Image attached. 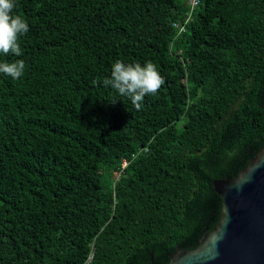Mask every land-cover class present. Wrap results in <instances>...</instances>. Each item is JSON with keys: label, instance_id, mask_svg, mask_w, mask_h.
Listing matches in <instances>:
<instances>
[{"label": "trees", "instance_id": "obj_1", "mask_svg": "<svg viewBox=\"0 0 264 264\" xmlns=\"http://www.w3.org/2000/svg\"><path fill=\"white\" fill-rule=\"evenodd\" d=\"M15 2L29 31L0 54L25 62L0 75V264L196 247L221 216L213 181L264 147V0H201L187 22L189 0ZM117 60L164 78L139 110L103 86Z\"/></svg>", "mask_w": 264, "mask_h": 264}, {"label": "water", "instance_id": "obj_2", "mask_svg": "<svg viewBox=\"0 0 264 264\" xmlns=\"http://www.w3.org/2000/svg\"><path fill=\"white\" fill-rule=\"evenodd\" d=\"M213 183L222 198L218 223L166 264H264V147L235 177Z\"/></svg>", "mask_w": 264, "mask_h": 264}, {"label": "clouds", "instance_id": "obj_3", "mask_svg": "<svg viewBox=\"0 0 264 264\" xmlns=\"http://www.w3.org/2000/svg\"><path fill=\"white\" fill-rule=\"evenodd\" d=\"M15 0H0V54L4 56L22 55L19 40L29 31V25L20 15L14 14ZM25 72V62L17 59L12 62L0 61V75L19 80ZM98 84L99 81H93ZM103 86L111 88L119 97L128 98L139 110L146 96H154L164 85V78L152 62L125 63L115 61L111 66L110 78H104ZM119 99H114L113 103Z\"/></svg>", "mask_w": 264, "mask_h": 264}, {"label": "built area", "instance_id": "obj_4", "mask_svg": "<svg viewBox=\"0 0 264 264\" xmlns=\"http://www.w3.org/2000/svg\"><path fill=\"white\" fill-rule=\"evenodd\" d=\"M190 5H191V9L190 12L188 14V17L186 19V22L190 20L191 16H192V10L195 9L197 6H199V4L201 3V0H189ZM186 22L185 23H180L179 25V32H183L186 30ZM177 25V24H175ZM129 161L127 159H123L122 160V169L125 168L128 165ZM119 175V172H116V175ZM92 257V255L90 256V258Z\"/></svg>", "mask_w": 264, "mask_h": 264}, {"label": "rangeland", "instance_id": "obj_5", "mask_svg": "<svg viewBox=\"0 0 264 264\" xmlns=\"http://www.w3.org/2000/svg\"><path fill=\"white\" fill-rule=\"evenodd\" d=\"M119 177V175L117 174V176H116V178H118ZM90 259V258H89Z\"/></svg>", "mask_w": 264, "mask_h": 264}, {"label": "bare ground", "instance_id": "obj_6", "mask_svg": "<svg viewBox=\"0 0 264 264\" xmlns=\"http://www.w3.org/2000/svg\"><path fill=\"white\" fill-rule=\"evenodd\" d=\"M90 258V257H89Z\"/></svg>", "mask_w": 264, "mask_h": 264}]
</instances>
